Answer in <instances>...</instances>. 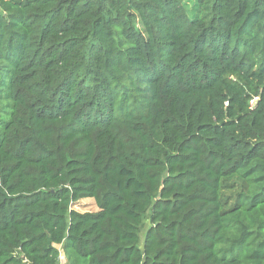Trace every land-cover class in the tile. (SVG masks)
Here are the masks:
<instances>
[{
	"label": "trees",
	"instance_id": "16d2710c",
	"mask_svg": "<svg viewBox=\"0 0 264 264\" xmlns=\"http://www.w3.org/2000/svg\"><path fill=\"white\" fill-rule=\"evenodd\" d=\"M193 1L0 0V264H264V0Z\"/></svg>",
	"mask_w": 264,
	"mask_h": 264
},
{
	"label": "rangeland",
	"instance_id": "374dc122",
	"mask_svg": "<svg viewBox=\"0 0 264 264\" xmlns=\"http://www.w3.org/2000/svg\"><path fill=\"white\" fill-rule=\"evenodd\" d=\"M194 4L195 2L193 0H185L184 2V7L185 10L187 12V15L190 17L193 14L194 11ZM138 28H140V26H137ZM73 210L79 212V213H83V212H96L97 211V207L95 205V202L92 199H82L79 200L74 206H73ZM149 225V221H148V214L145 217V220L143 222V228L141 229L140 232V248H142V242H143V238H144V234L147 230V227Z\"/></svg>",
	"mask_w": 264,
	"mask_h": 264
},
{
	"label": "crops",
	"instance_id": "0c3cea01",
	"mask_svg": "<svg viewBox=\"0 0 264 264\" xmlns=\"http://www.w3.org/2000/svg\"><path fill=\"white\" fill-rule=\"evenodd\" d=\"M58 264H65V260L64 258L62 257V255L60 256L59 258V263Z\"/></svg>",
	"mask_w": 264,
	"mask_h": 264
},
{
	"label": "water",
	"instance_id": "95a60500",
	"mask_svg": "<svg viewBox=\"0 0 264 264\" xmlns=\"http://www.w3.org/2000/svg\"><path fill=\"white\" fill-rule=\"evenodd\" d=\"M256 104V100L254 101V105Z\"/></svg>",
	"mask_w": 264,
	"mask_h": 264
}]
</instances>
